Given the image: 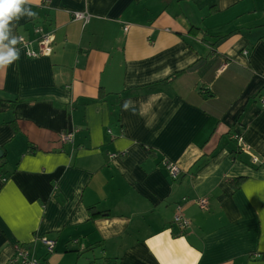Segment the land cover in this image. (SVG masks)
<instances>
[{
	"label": "crops",
	"instance_id": "0c3cea01",
	"mask_svg": "<svg viewBox=\"0 0 264 264\" xmlns=\"http://www.w3.org/2000/svg\"><path fill=\"white\" fill-rule=\"evenodd\" d=\"M24 7L0 69V264L16 244L47 264H264V0ZM38 27L52 49L29 58ZM203 31L227 37L212 53Z\"/></svg>",
	"mask_w": 264,
	"mask_h": 264
},
{
	"label": "built area",
	"instance_id": "2783aa9c",
	"mask_svg": "<svg viewBox=\"0 0 264 264\" xmlns=\"http://www.w3.org/2000/svg\"><path fill=\"white\" fill-rule=\"evenodd\" d=\"M74 18L76 20H82V21L88 20V16H86L83 13H76L74 15ZM124 30H127V27H125ZM35 33L38 34L39 36V39H36V43L38 44V51L32 50L28 46H24L23 48L25 49L26 56L29 58H39V57L47 56L51 52V49H52L51 37L41 27L36 28ZM72 136H73L72 132L65 133L62 135L61 141L69 142L72 140ZM236 138L239 142H242L241 138H238V137ZM109 157L111 159H115L114 157H116V155L112 154ZM253 161L256 162V159H254ZM165 166L173 178L179 175L180 170L177 166L172 165V164H167V163L165 164ZM196 203L199 205L201 209L203 210L206 209L207 201L205 199L198 200ZM174 222L181 229L186 228L189 225L188 220L185 219L180 214L174 217ZM43 243L48 245L49 248H52L54 245L52 241H48L46 239L43 240ZM14 248L16 250V254L8 261L9 264H40L38 260H35L30 257V251L28 248L23 247L21 244L15 245Z\"/></svg>",
	"mask_w": 264,
	"mask_h": 264
},
{
	"label": "clouds",
	"instance_id": "9594fccd",
	"mask_svg": "<svg viewBox=\"0 0 264 264\" xmlns=\"http://www.w3.org/2000/svg\"><path fill=\"white\" fill-rule=\"evenodd\" d=\"M30 2L31 0H0V69L6 68L19 58V50L15 47L19 40L14 35L9 39V24L22 15L35 16L34 12L24 7ZM5 40L8 41L7 44L4 43Z\"/></svg>",
	"mask_w": 264,
	"mask_h": 264
},
{
	"label": "trees",
	"instance_id": "16d2710c",
	"mask_svg": "<svg viewBox=\"0 0 264 264\" xmlns=\"http://www.w3.org/2000/svg\"><path fill=\"white\" fill-rule=\"evenodd\" d=\"M195 31H197V30H195ZM200 31V30H199ZM202 39H203V42H205V43H207L209 46H210V48H211V52L212 53H214L215 52V49L217 48V45L220 43V41L221 40H223V39H225L227 36H223V37H219V36H212L210 33H208V32H205V31H203L202 32ZM210 37V38H213L214 40L212 41V42H210L209 40H207L205 37ZM197 63H200V65L202 64V62H197ZM196 63V64H197ZM178 74V73H177ZM174 77H177V75H174L172 78H174ZM165 163V162H164ZM163 163V164H164ZM164 166H165V164H164ZM0 170H1V168H0ZM180 174V173H179ZM180 175H178L177 177H175V178H173L174 180H176V179H178V177H179ZM245 179V177H235V178H229L228 180H227V184L230 186V188L233 190V191H237L239 188H240V185H241V183L243 182V180ZM90 215H94V216H103L104 214L103 213H100V212H97L96 210H95V207H91L90 208ZM173 223L178 227V225L174 222V218H173ZM179 228V227H178ZM187 228V227H186ZM179 229H181V228H179ZM183 229H185V228H182L181 230H183ZM44 239H46V240H48V241H52L53 243H54V245H53V247L52 248H49V246L48 245H46V244H44L43 243V240ZM40 243L45 247V249H46V251L48 252V253H52V251H53V249H54V246H55V241L54 240H51V239H48V238H42L41 240H40ZM17 245V244H16ZM23 245V244H22ZM23 246H25L26 248H29V250H30V247L29 246H27V245H23ZM30 257L31 258H33V259H35L34 257H33V255L30 253ZM35 260H37V259H35ZM39 262H40V264H47L44 260L43 261H41V260H38ZM9 264V263H8Z\"/></svg>",
	"mask_w": 264,
	"mask_h": 264
},
{
	"label": "rangeland",
	"instance_id": "374dc122",
	"mask_svg": "<svg viewBox=\"0 0 264 264\" xmlns=\"http://www.w3.org/2000/svg\"><path fill=\"white\" fill-rule=\"evenodd\" d=\"M23 246V245H22ZM23 247H25V246H23ZM32 247L33 246H30V250L29 251H32ZM26 248V247H25ZM29 249V248H28ZM16 254V250H15V248L13 247V253L11 254V256L7 259V261H6V264L8 263V261L14 256ZM51 254V253H50ZM49 256V255H48Z\"/></svg>",
	"mask_w": 264,
	"mask_h": 264
},
{
	"label": "water",
	"instance_id": "95a60500",
	"mask_svg": "<svg viewBox=\"0 0 264 264\" xmlns=\"http://www.w3.org/2000/svg\"><path fill=\"white\" fill-rule=\"evenodd\" d=\"M197 66H198V65H197ZM197 66H196V67H197ZM1 157H2V151L0 150V158H1Z\"/></svg>",
	"mask_w": 264,
	"mask_h": 264
}]
</instances>
